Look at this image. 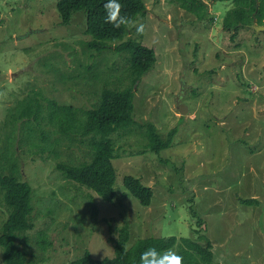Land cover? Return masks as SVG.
<instances>
[{"label": "rangeland", "instance_id": "374dc122", "mask_svg": "<svg viewBox=\"0 0 264 264\" xmlns=\"http://www.w3.org/2000/svg\"><path fill=\"white\" fill-rule=\"evenodd\" d=\"M59 1L0 4V176L14 173L32 188L33 228L15 241L28 264H69L86 251L112 258L123 227L128 248L144 238L203 236L214 264H264V29L242 28L233 40L223 26L231 1L201 0L200 21L179 0H142L146 11L127 26L123 41L153 49L156 62L135 85L136 125L111 137L117 178L115 199L107 202L58 170L90 162L92 141L64 134L50 120L51 105H72L83 120L104 89L132 85L130 55L116 53L114 42L84 53L91 40L86 12L63 26ZM24 99L41 104L39 121L19 120ZM147 125L164 139L175 130L172 146L150 151ZM126 176L152 188L149 207L124 187ZM250 199L257 202L241 204ZM9 214L0 184V236Z\"/></svg>", "mask_w": 264, "mask_h": 264}, {"label": "trees", "instance_id": "16d2710c", "mask_svg": "<svg viewBox=\"0 0 264 264\" xmlns=\"http://www.w3.org/2000/svg\"><path fill=\"white\" fill-rule=\"evenodd\" d=\"M0 0V4H1ZM218 1V0H217ZM233 3L223 20L224 29L232 34V39L238 35L242 28L257 24L264 26V0H219ZM105 0H60L57 9L61 18V24L67 26L74 13L86 12V34L91 40L86 43L85 50L104 51L111 47L106 42L117 43L113 50L118 53H129L128 70L131 72L132 85L128 88L115 91L104 89L101 93V101L93 109L84 111L85 118H78V110L72 105L59 106L52 104L53 109L50 120L55 121L67 136L78 132L82 136L91 137L92 157L90 162L79 165L58 164L65 179L78 184L87 190H91L107 202L115 199L114 184L117 178L113 165L116 147L112 135L122 128L128 130L136 125L133 117L135 85L149 72L156 62L153 49L132 39L123 41L126 36L127 26L113 29L110 24L104 22L103 3ZM121 13L126 14L134 22L139 15H143L146 6L142 0H119ZM186 11L197 16L202 21L206 17L205 4L201 0H179ZM121 42V43H118ZM21 119H41V104L37 106L23 100L18 108ZM67 125V126H66ZM175 130L162 138L153 125H147L145 134L148 137V149L156 154L172 146ZM0 184L5 191V201L10 210L9 217L2 228L0 244L4 249L5 264H28L27 252L16 245V236L26 233L33 228L31 223L32 188L29 183L23 182L12 173L10 176H0ZM124 187L136 198L143 207L151 205L154 193L152 188L145 186L139 179L126 176ZM254 199L241 200L243 205H252ZM196 215V213H194ZM202 221L198 220L200 224ZM199 234L197 230L193 235ZM129 232L127 228L118 231L114 240V256L112 258L96 259L89 251L82 257L69 264H139L141 252L149 247L157 251L173 249L183 257L182 264H214L215 256L209 243L202 244L199 238H144L140 239L134 247L128 248ZM205 240V239H204ZM47 244V241L44 240ZM43 244V240H42ZM43 246V245H42Z\"/></svg>", "mask_w": 264, "mask_h": 264}, {"label": "clouds", "instance_id": "9594fccd", "mask_svg": "<svg viewBox=\"0 0 264 264\" xmlns=\"http://www.w3.org/2000/svg\"><path fill=\"white\" fill-rule=\"evenodd\" d=\"M104 22L110 24L113 29H119L121 26H132L133 21L126 14L121 13V4L119 0H105L103 3ZM137 33H143L144 25L136 24ZM183 257L173 249L157 251L154 247H149L141 252L139 264H182Z\"/></svg>", "mask_w": 264, "mask_h": 264}, {"label": "water", "instance_id": "95a60500", "mask_svg": "<svg viewBox=\"0 0 264 264\" xmlns=\"http://www.w3.org/2000/svg\"><path fill=\"white\" fill-rule=\"evenodd\" d=\"M255 30L257 31H260V30H263L264 27H259L257 25H253L252 26ZM178 104H179V112H180V115H187V113L189 112L188 108L185 107L184 105L181 104L180 100L178 101Z\"/></svg>", "mask_w": 264, "mask_h": 264}, {"label": "bare ground", "instance_id": "6f19581e", "mask_svg": "<svg viewBox=\"0 0 264 264\" xmlns=\"http://www.w3.org/2000/svg\"><path fill=\"white\" fill-rule=\"evenodd\" d=\"M254 25H256V24H254ZM259 27H261V26H259Z\"/></svg>", "mask_w": 264, "mask_h": 264}]
</instances>
